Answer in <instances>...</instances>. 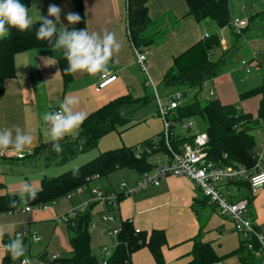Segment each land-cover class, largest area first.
<instances>
[{"label":"trees","instance_id":"1","mask_svg":"<svg viewBox=\"0 0 264 264\" xmlns=\"http://www.w3.org/2000/svg\"><path fill=\"white\" fill-rule=\"evenodd\" d=\"M148 0H126V38L132 48L138 51L150 48L162 42L171 31H176L179 26V19L169 13L151 19L147 10ZM186 6V14L195 21L211 19L222 28L230 27L228 15V0H183ZM29 7V0H21ZM71 12L77 13L81 20L79 23L68 25L69 29H84L85 15L82 1L73 0ZM169 21V23H167ZM40 26L39 21H34L32 27L20 32L15 28L10 29V36L0 40V94L3 91L4 81L14 76V55L18 52L35 48H48L51 45L47 41L38 40L36 32ZM231 28V27H230ZM171 30V31H170ZM234 33V32H233ZM235 37L239 35L234 33ZM202 41V42H201ZM196 47L191 45L183 52L172 59V64L164 71L160 85L162 89L183 90L187 87H194L200 90L204 82L216 77L219 69L209 58V50L219 44L216 33L209 34L205 39H201ZM59 72L63 83L66 85L71 80V74L65 73L67 61L63 51L59 50L56 57ZM144 94L135 97L126 93L110 99L89 114L85 119L78 135L66 136L60 143L63 151L56 152L49 141L36 145L31 153L25 156L40 157L45 166L64 165L75 155L93 149L100 136L114 129L117 125L126 123L129 116L137 108L145 104L151 90L150 85L142 84ZM173 90V91H174ZM252 96H257L256 115L245 112L237 108L233 103H221L218 99L195 98L189 104L180 103L172 112L173 125L168 132L167 140L163 130L155 136L142 140L137 145L108 149L98 153L95 157L85 161L77 167L65 170L56 176L42 177L37 187L36 198L28 200L25 207L31 205L40 206L72 195L75 190L84 184H88L97 177H107V175L117 169L129 168L137 172L138 176L144 172H149L156 166L148 160V156L162 152L166 156L170 155L167 147L178 152L183 144L192 143L195 134H184L175 132V124H181L183 118L199 115L206 120L207 135L206 158L221 165L237 164L246 168H251L254 164L252 157L254 142L250 130L254 127L264 129V85L252 87L238 94L239 100H244ZM154 97V92H153ZM187 129V128H186ZM83 141V142H82ZM241 189V196L248 197V184L238 183ZM4 189V184L0 182V190ZM90 189V187H89ZM109 188L104 191H112ZM124 196L123 192L116 191L115 209L119 200ZM206 201L208 199L202 195ZM15 202L13 206L12 202ZM209 202V201H208ZM19 196L16 193L4 192L0 194V213H11L18 208ZM110 209V208H109ZM102 209L98 212L100 214ZM91 205L81 213H77L65 224L69 230L68 243L69 251L58 255L56 258L47 259L46 250H42L34 257L40 259L44 264H131V254L146 247L156 264H164L161 248L165 244V234L162 229H151L135 231L131 221L121 220L115 235L114 248L106 258L98 260L91 250L90 234L92 220ZM14 239V238H13ZM10 238L4 239V250L0 259V264H21L20 260L13 261L6 250V245ZM28 254L29 240L23 239ZM256 248L247 249L244 244L239 245L234 250L219 255L209 242L194 240L191 251V260L188 264H213L218 263L229 255H236L239 264H260L262 256L255 254ZM30 256V254H28Z\"/></svg>","mask_w":264,"mask_h":264},{"label":"crops","instance_id":"2","mask_svg":"<svg viewBox=\"0 0 264 264\" xmlns=\"http://www.w3.org/2000/svg\"><path fill=\"white\" fill-rule=\"evenodd\" d=\"M72 1L29 0V16L33 22L38 21L40 15H47L50 4H56L62 9L61 22L67 25L68 22L65 16L68 12H71ZM81 1L87 30L101 35L105 32L113 33L121 45L119 52L114 54L108 64V70L105 72L106 74L116 75V78L106 86L99 88L100 74L77 73L71 74V80L65 85L56 61L59 50H53L48 47L16 53L13 59L14 76L4 81L3 91L0 94V130L13 129L14 133L15 128L20 127L24 132L31 134L34 139L31 147L20 153L23 154V157H0V182L4 184V189L0 190V194L10 192L19 196L22 186L26 182L30 183L34 189H37L40 179L18 178L17 180H12L7 174L8 171H4L3 168L11 167L8 163L9 160L26 161L25 165L32 167L35 165H39V167L45 166L40 157H24V155L31 153L32 149L39 143L50 140L48 126L43 121V114L59 110V106L66 96L78 98L79 104L76 110L89 114L117 96L129 92L135 97L141 96V92L145 91L142 84H152L146 77H141L139 80L136 75L132 74L133 65L138 64L135 56L129 52L130 50L133 52V48L126 38V0ZM147 10L151 19H155L165 13H169L179 19L177 30H170L171 32L162 42L152 46H160V51H162V46L166 47L158 60L162 70L167 69L172 64V59L169 56L173 58V56L180 54L193 44V40L187 36L179 35L182 24V18H179V16L186 11L185 3L183 0H148ZM186 16L189 17L187 18V23L193 20L191 16L187 14ZM246 21L247 25L243 29V36H234V49L238 53L244 51L246 53L245 56H240L241 58L237 61V64L240 65V60L245 59L257 65L253 69L254 71L264 73V52H261V50H264V36L260 35L259 32L255 33L252 31L255 26L259 27V25H261L259 29H264V16L251 17ZM250 24H253L252 28L249 27ZM233 59L236 61L238 57ZM145 61H147V58ZM145 72H147L146 66ZM218 79L216 77L211 79L215 86L218 84L216 82ZM133 84L137 86L140 93H133ZM218 91L222 95L221 103L234 102L233 98H226L227 94H224L220 89ZM211 95H215V91H212ZM239 108L244 110L242 106H239ZM7 152L16 153L12 149ZM165 158L166 154H164L161 161ZM161 161L154 164L156 165ZM137 178V172L130 169L122 172L121 181L127 182L126 180L128 179L129 183L127 184L133 185ZM96 179L99 180L100 177L92 179L89 183ZM89 183L82 186H90ZM90 187H96L101 190L111 188L114 191H119V189L115 190L111 183L108 186ZM74 196L75 198L73 199ZM86 201L91 205L92 214L94 212L97 220L102 224V226L98 227L101 224L93 220L94 217L92 215L93 222H91V225L93 227L90 229H92L93 234L90 236V244L96 240L95 242H97V248L101 255L100 260L107 256L101 251V248L104 247L107 254H110L115 244L114 236L108 235L106 229L118 227L121 220L127 219L131 221L135 228L147 232L154 228L164 231L165 244L161 248L164 264H188L192 258L191 251L194 240L209 242L206 239L207 231H210L214 226L221 237L225 235L224 224L216 218L214 213L219 217L221 216L217 213L213 204L204 200L197 186L182 176H167L161 180L158 186H149L131 194H124L117 203L116 208L110 211V214L115 217V223L102 222L99 219L98 212L102 209V206L99 202L91 199L88 187V190L83 191L80 189L76 194L57 200L47 209L38 207L39 210L32 211L30 207L28 211H24V206L23 208H17L11 213H0V225L5 226L6 233L4 236L13 239L15 238L14 233L21 227L26 226L30 230L32 228L31 222L50 220L53 226L49 240L37 254L50 247L53 250L52 254L59 255L63 253L62 250H65L64 253L69 251V246H67L69 230L65 223H57L54 218L80 206ZM200 218H204L205 223L202 224ZM254 218L258 224L264 223V220L257 219L256 216ZM224 219L227 220V218ZM107 223L109 226L105 225ZM233 232L237 236V242L234 245L223 247L219 243L218 247L215 248L209 242L217 254L223 255L238 247L240 237L234 230ZM7 238H0V259L4 250L3 240ZM107 240L109 241L107 242ZM40 241L41 237L37 242ZM31 242L33 241H29V243ZM130 260L131 264H156L146 247H141L134 251L130 256ZM215 264H239V259L236 255H229Z\"/></svg>","mask_w":264,"mask_h":264},{"label":"rangeland","instance_id":"3","mask_svg":"<svg viewBox=\"0 0 264 264\" xmlns=\"http://www.w3.org/2000/svg\"><path fill=\"white\" fill-rule=\"evenodd\" d=\"M228 15L229 20L231 21L233 18L237 17L239 19H245L251 17H262L264 16V0H228ZM182 18V24L179 35L187 36L191 40H193L194 46H198L202 36H208L211 33H216L219 39V44L214 48L209 50V58L218 66V73L216 75V82L218 83L216 86L214 82L209 79L204 82L203 86L200 90L197 91L194 87H187L183 90L182 96L178 99V102L181 105L189 104L194 101L195 98L200 99H218L221 101L222 95L219 94V89L224 93L227 94L226 98H233L234 102H231L236 105L237 108L242 106L244 108L243 111L251 113L253 116L256 115V108H257V96H252L244 100H239L238 94L244 90H248L252 87L264 85V73L257 72L251 70L250 72H246L244 69L238 65L237 61L241 58L240 56H245L244 52L236 51L234 48V33L229 26H224L221 29L212 21L211 19H203L201 21H189L187 23L186 11L179 16ZM250 28L253 27V24L249 25ZM261 28V25H259ZM259 27H254L252 31L255 33H260V35L264 36V29H259ZM246 31V30H245ZM243 33V32H242ZM242 33L238 34L239 36ZM238 36V37H239ZM243 36V35H242ZM241 38V37H240ZM202 42V41H201ZM166 47L162 46V51L160 46L150 47L147 49H143L147 61H145V66L147 72L140 69L138 65H133L132 67V74L136 75V77H146L150 83L151 90L147 88L150 92L148 93V101L137 108L134 112L131 113L129 119L126 123L122 125H117L114 129L110 130L109 132L100 136L97 141L96 146L86 152L79 153L71 158L66 164L64 165H48V166H27L25 165L26 161H18V160H9V166L11 167H4V171H8L9 177L13 180H17L18 178H27V179H35L38 180L42 177H50L56 176L59 173L77 167L78 165L88 161L89 159L95 157L98 153L120 147L122 145L130 146V145H137L142 140L155 136L162 130V119L157 113V106L156 100L153 97V88L156 89L157 93L161 97V104L165 105L168 102L167 95L172 92L175 88L173 87L170 89H162L160 85V81L163 76V72L166 69L161 68V64L159 63V58L162 56V52ZM130 54L134 55V51H129ZM264 52V50H261ZM234 53V54H233ZM177 56V55H176ZM175 56H173L174 58ZM238 59L234 61L233 58ZM170 59H173L172 56H169ZM252 64V63H251ZM133 93H138L139 89L135 84H133ZM212 91H215V95H211ZM140 93V92H139ZM144 92L140 95H143ZM165 95V96H164ZM167 118H172V111L167 115ZM190 119L192 121V126L184 129L180 126V124H175L174 131L184 134H195L198 132H202L206 129V120L199 116L194 115L191 117L183 118L182 121L185 122L186 120ZM172 120V119H171ZM250 133L253 136L254 148L258 146L261 140V129L259 127H254L250 130ZM74 135V134H73ZM164 157V153L158 152L148 156V159L153 162L157 163L162 160ZM11 169V170H9ZM130 170L129 168H121L110 172L107 177H100V179H96L89 183L90 186H108L109 183L115 188V190L119 189V183L122 180V172ZM128 182V179L126 180ZM90 186H81V190H88ZM74 192L73 194H76ZM252 199L250 201L249 212H251L257 219L264 220V187H259L256 191L251 195ZM75 196L73 197V199ZM72 199V200H73ZM25 205L21 195H19V205L18 208H23ZM32 211L39 210L38 206L31 205ZM216 218L220 220L224 224V237H221L219 232L216 231V227L214 226L210 231H207L206 239L214 246L215 248L218 247V244H222L223 247H228L229 245H234L237 242V236L232 230V224L230 220L227 218H221L216 215ZM213 215V216H214ZM93 220L100 222L97 220L95 213L93 212ZM215 218V217H214ZM91 220V222H93ZM201 223H205L204 218H200ZM39 223V224H38ZM115 223V222H114ZM101 224V222L99 223ZM109 226V224H105ZM32 228L30 229L31 232H36L40 235L41 241L40 242H31L28 245V254L25 255V258H30L31 261L35 259V255L37 252L43 248L48 240L51 233V229L53 223L50 220H43L41 222H31ZM102 226L99 225L98 227ZM207 229L208 227L205 226ZM19 230V229H18ZM16 230V231H18ZM92 229L89 230L90 236L93 234ZM94 236V235H93ZM223 238V239H222ZM115 240V237L113 238ZM96 240L91 242V250L95 254L98 260H100V253L97 248ZM109 240H107L108 242ZM67 246L68 243H67ZM53 247V246H52ZM51 247V248H52ZM53 250L47 248V259L50 261L51 252ZM65 251V250H64ZM62 250V252L64 253ZM55 254V253H54ZM62 254V253H60ZM59 254V255H60ZM33 264H38L34 262ZM49 264V263H48ZM215 264V263H213Z\"/></svg>","mask_w":264,"mask_h":264},{"label":"built area","instance_id":"4","mask_svg":"<svg viewBox=\"0 0 264 264\" xmlns=\"http://www.w3.org/2000/svg\"><path fill=\"white\" fill-rule=\"evenodd\" d=\"M247 25L245 19L233 18L230 21V27L234 33L240 34ZM207 36H202L205 39ZM135 60L139 67L145 71V53L133 48ZM240 66L246 72L255 69L257 65L251 64L245 59L240 60ZM98 87L102 88L112 82L116 75L103 73L99 76ZM154 98L156 100L157 113L162 119V130L167 140L168 132L173 122L167 118V115L178 106V99L182 96L181 90H174L167 95L168 102L165 105L161 104V97L153 88ZM57 111V110H55ZM180 126L184 129L192 126L190 119L182 122ZM207 135L204 131L195 133L192 143H185L178 152L172 151L168 144L167 147L170 155L160 163L156 164L154 169L149 172H144L134 182L133 185H128L125 181L119 183V191L124 194H131L135 191L145 189L149 186H158L161 180L167 176H182L190 180L200 190L201 194L213 204L217 213L224 218H228L232 222L233 230L239 235L240 242L247 249L256 248L255 254L262 256L260 264H264V223L258 224L251 212H249L250 200L248 197L241 196V189L238 183L246 182L248 196H251L257 188L264 187V129H261V140L257 147L253 149L252 157L254 164L251 168H246L242 165L228 164L221 165L214 163L206 158ZM15 157L21 158L20 153H4L0 157ZM78 188L75 192H78ZM89 192L91 199L97 201L102 206V212L99 214V219L102 222L113 223L115 217L110 214L111 208L115 206L116 191H104L96 187H90ZM69 197V196H67ZM54 204L50 202L38 206L42 209H47ZM89 202H83L80 206L72 208L66 213L56 216L54 219L57 223H66L70 218L77 213L84 212ZM110 208V209H109ZM30 207H24V211H28ZM91 227H93L91 225ZM90 227V228H91ZM118 227H110L106 229V233L110 236L116 235ZM139 229L135 228L137 232ZM20 236L22 239L37 242L40 236L31 232L26 226L21 227L14 233V237ZM101 251L107 254L105 248ZM57 254H52V258H56ZM27 260L30 264L37 262L44 264L40 259L36 258L31 261L30 258H23L21 264Z\"/></svg>","mask_w":264,"mask_h":264},{"label":"clouds","instance_id":"5","mask_svg":"<svg viewBox=\"0 0 264 264\" xmlns=\"http://www.w3.org/2000/svg\"><path fill=\"white\" fill-rule=\"evenodd\" d=\"M62 9L56 4L48 6L47 15L39 17L40 26L36 32L38 40L47 41L53 50H62L67 61L64 69L67 74L102 75L108 70V64L114 54L120 50V43L113 33L105 32L103 35L89 32L87 28L76 29L64 25L61 22ZM68 25L80 22L81 17L74 12H68L65 16ZM33 21L29 16V7L21 0H0V40L10 36V29L23 32L32 27ZM79 104L78 98L66 96L59 106V110L45 112L43 121L48 126L49 139L52 148L56 152L63 151L61 141L66 136L79 133L87 114L76 110ZM34 137L24 132L20 127L0 130V154L9 149L16 153H23L33 144ZM83 142V141H82ZM20 195L27 203L35 199L37 192L30 183L22 186ZM15 206V202H12ZM6 233L5 226L0 225V238ZM6 250L13 261L25 256L26 246L20 236L12 239L6 245ZM23 264H30L25 260Z\"/></svg>","mask_w":264,"mask_h":264},{"label":"water","instance_id":"6","mask_svg":"<svg viewBox=\"0 0 264 264\" xmlns=\"http://www.w3.org/2000/svg\"><path fill=\"white\" fill-rule=\"evenodd\" d=\"M5 238H7V236H4Z\"/></svg>","mask_w":264,"mask_h":264}]
</instances>
